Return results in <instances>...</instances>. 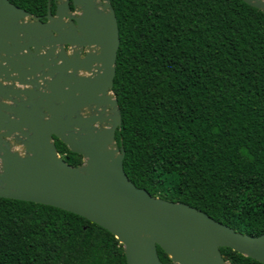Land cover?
Segmentation results:
<instances>
[{
    "label": "trees",
    "instance_id": "obj_1",
    "mask_svg": "<svg viewBox=\"0 0 264 264\" xmlns=\"http://www.w3.org/2000/svg\"><path fill=\"white\" fill-rule=\"evenodd\" d=\"M34 15L49 0H10ZM113 91L129 178L250 235L264 233V12L244 0H111ZM60 155L83 163L55 137ZM233 264H264L230 247ZM160 259L173 264L158 246ZM0 264H128L107 228L69 210L0 197Z\"/></svg>",
    "mask_w": 264,
    "mask_h": 264
},
{
    "label": "water",
    "instance_id": "obj_2",
    "mask_svg": "<svg viewBox=\"0 0 264 264\" xmlns=\"http://www.w3.org/2000/svg\"><path fill=\"white\" fill-rule=\"evenodd\" d=\"M244 1L264 12V0ZM119 46L111 0H49L44 17L0 0V197L98 223L123 244L128 264H165L158 246L173 264H233L221 247L264 263V233L236 231L129 178L116 140ZM55 137L83 163H68Z\"/></svg>",
    "mask_w": 264,
    "mask_h": 264
},
{
    "label": "flooded vegetation",
    "instance_id": "obj_3",
    "mask_svg": "<svg viewBox=\"0 0 264 264\" xmlns=\"http://www.w3.org/2000/svg\"><path fill=\"white\" fill-rule=\"evenodd\" d=\"M53 10H54V8H53Z\"/></svg>",
    "mask_w": 264,
    "mask_h": 264
}]
</instances>
